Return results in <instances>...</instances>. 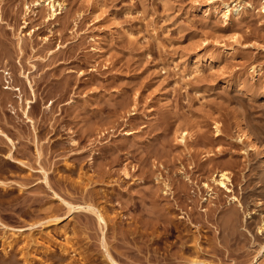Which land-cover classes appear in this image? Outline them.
<instances>
[{
	"label": "rangeland",
	"instance_id": "1",
	"mask_svg": "<svg viewBox=\"0 0 264 264\" xmlns=\"http://www.w3.org/2000/svg\"><path fill=\"white\" fill-rule=\"evenodd\" d=\"M57 1L0 0V264H264V0Z\"/></svg>",
	"mask_w": 264,
	"mask_h": 264
},
{
	"label": "bare ground",
	"instance_id": "2",
	"mask_svg": "<svg viewBox=\"0 0 264 264\" xmlns=\"http://www.w3.org/2000/svg\"><path fill=\"white\" fill-rule=\"evenodd\" d=\"M43 4L48 6L51 9V11H52V13L50 14L51 19H55L57 17V15L60 14V11L58 10L57 7H60L61 10L65 7V3L59 2L57 0H39V3H37V5H43ZM224 9L225 10L222 13V12H220L219 8L208 5L205 8L204 12L206 15H208V14H215L217 16L221 15L224 18L225 23L232 20L233 16L236 18H240L242 16V9L240 6H237L235 9H231L229 4H224ZM263 12H264V5H263ZM202 60L203 59L198 57L195 64H194V66L198 72L201 71L200 67L203 64ZM215 129H216V136L217 137L220 136L221 130H220L219 126H216ZM190 136L191 135L188 131H186V130L181 131L180 136H179L181 139L180 141L183 142L184 144H187V140L189 139ZM191 137H193V136H191ZM242 137L243 136L239 137L241 141L243 140ZM244 138H246V136ZM249 148H250V150H253L255 147L253 144H251ZM261 166L264 167V159L262 161ZM214 182L217 183L221 189H225L229 193L234 192V190L232 188L233 180H232V177L228 171H222L220 174H218L217 177L214 178ZM205 185L210 188L209 184H205ZM231 201H233L239 207H241V208L243 207L242 202L240 201V199L236 195L232 196ZM246 217L252 218V214L248 213L246 215ZM101 219L104 220L103 217H101ZM258 229H259L260 234L264 233V220H262L261 225L259 226ZM263 249H264V246H263Z\"/></svg>",
	"mask_w": 264,
	"mask_h": 264
}]
</instances>
